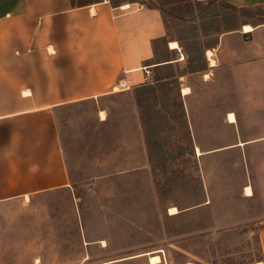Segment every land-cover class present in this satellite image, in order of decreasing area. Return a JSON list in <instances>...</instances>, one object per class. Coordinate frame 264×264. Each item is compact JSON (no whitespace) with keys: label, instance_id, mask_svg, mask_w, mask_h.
<instances>
[{"label":"rangeland","instance_id":"1","mask_svg":"<svg viewBox=\"0 0 264 264\" xmlns=\"http://www.w3.org/2000/svg\"><path fill=\"white\" fill-rule=\"evenodd\" d=\"M111 1L156 4L169 31L183 37L188 30L198 36L233 22V8L216 0ZM235 11L236 22L240 13L243 26L264 22V6ZM197 14L202 24L189 29L187 17L192 21ZM209 14L218 16L210 20ZM214 38L204 41L210 44ZM236 42L227 41L222 66L208 80L191 77V116L147 117L153 139L170 122L178 121L180 130L167 137L158 133L165 140L153 143L145 164L137 140H132L137 133L126 114L132 107L128 97L100 100L108 111L106 121L99 119L94 99L59 109L72 186L12 199L1 208L0 264H151L149 255L136 256L146 252L159 254V264L262 260L254 226L261 204L242 195L246 182L264 177V143L205 153L240 138L227 116L223 120L228 111L243 125L242 139L264 136V60L251 66L243 62L235 73L229 49ZM166 96L169 108H180L173 92ZM102 114L107 117L106 111ZM194 140L203 147L193 148ZM174 205L179 211L170 213Z\"/></svg>","mask_w":264,"mask_h":264},{"label":"crops","instance_id":"2","mask_svg":"<svg viewBox=\"0 0 264 264\" xmlns=\"http://www.w3.org/2000/svg\"><path fill=\"white\" fill-rule=\"evenodd\" d=\"M216 1L233 8V22L198 36L188 30L183 37L169 31L160 6L142 1L0 0V210L12 199L72 186L58 121L59 109L67 104L94 99L99 119L106 121L108 111L100 100L117 95L131 99L126 114L134 121L137 134L132 140H137L145 164L153 143L165 140L158 133L167 137L180 130L173 121L153 139L147 117L191 116V77L208 80L222 66L227 41H237L229 49L235 73L243 62L251 66L264 60V22L244 31L240 13L237 22L235 18L236 9L264 6V0ZM196 17H187L189 29L202 24ZM207 37L215 38L206 44ZM172 42L177 46L171 47ZM168 92L175 94L180 108L168 107ZM103 111L107 117H102ZM235 116V122L228 121L240 138L218 143L205 153L264 143V136L242 139L244 127ZM189 126L194 132L193 124ZM192 146L203 147L196 140ZM247 187L252 193L244 191L242 196L261 204L254 226L259 229L264 264V177L251 178L244 190Z\"/></svg>","mask_w":264,"mask_h":264},{"label":"bare ground","instance_id":"3","mask_svg":"<svg viewBox=\"0 0 264 264\" xmlns=\"http://www.w3.org/2000/svg\"><path fill=\"white\" fill-rule=\"evenodd\" d=\"M252 29H253V26L251 24L247 23V24L244 25V31H248V30H252ZM173 45H176L177 46V43L176 42H172V45H170V46L172 47ZM214 65H215V63H214ZM186 91H188V88L187 87H186V89H185L184 92L186 93ZM102 117H105V116L102 114ZM228 120L230 122H235L236 121V116H235V113L233 111H231L228 114ZM198 152L200 153V150H198ZM245 193L246 194H251L252 193V188L251 187L245 188ZM178 211H179V209L177 208V206L174 205V206L170 207V213H176ZM103 243H105V241H103ZM149 256H150L149 260H150V263L151 264H159V262L162 261L161 256L159 254H157V253H150ZM103 264H111V263L105 262ZM187 264H193V262H188ZM256 264H263V262L262 261H257Z\"/></svg>","mask_w":264,"mask_h":264},{"label":"water","instance_id":"4","mask_svg":"<svg viewBox=\"0 0 264 264\" xmlns=\"http://www.w3.org/2000/svg\"><path fill=\"white\" fill-rule=\"evenodd\" d=\"M150 253H152V252L141 253V254H137L136 256H140V255H150ZM149 258H150V256H149Z\"/></svg>","mask_w":264,"mask_h":264},{"label":"trees","instance_id":"5","mask_svg":"<svg viewBox=\"0 0 264 264\" xmlns=\"http://www.w3.org/2000/svg\"><path fill=\"white\" fill-rule=\"evenodd\" d=\"M73 4H75L76 2L74 0H72ZM81 3V2H80ZM154 6H157L156 4H152ZM258 261H261V260H258Z\"/></svg>","mask_w":264,"mask_h":264},{"label":"built area","instance_id":"6","mask_svg":"<svg viewBox=\"0 0 264 264\" xmlns=\"http://www.w3.org/2000/svg\"><path fill=\"white\" fill-rule=\"evenodd\" d=\"M146 72H147V74H149V73H150V70H148V69L146 68Z\"/></svg>","mask_w":264,"mask_h":264}]
</instances>
